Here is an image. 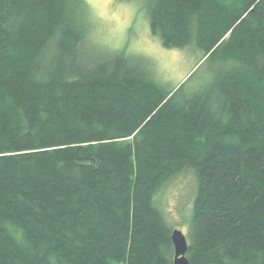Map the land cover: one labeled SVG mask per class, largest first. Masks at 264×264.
Listing matches in <instances>:
<instances>
[{"label": "trees", "instance_id": "1", "mask_svg": "<svg viewBox=\"0 0 264 264\" xmlns=\"http://www.w3.org/2000/svg\"><path fill=\"white\" fill-rule=\"evenodd\" d=\"M142 2L200 84L88 52L85 0H0V264H173L155 197L190 170L189 264H264V0Z\"/></svg>", "mask_w": 264, "mask_h": 264}, {"label": "rangeland", "instance_id": "2", "mask_svg": "<svg viewBox=\"0 0 264 264\" xmlns=\"http://www.w3.org/2000/svg\"><path fill=\"white\" fill-rule=\"evenodd\" d=\"M85 1L90 22L86 38L91 45L86 49L88 52L123 50L128 55L142 57L152 66L155 80L168 89L183 83L191 74L187 89L209 76L214 63L198 64L201 52L197 47L167 49L150 33L149 16L143 9L142 0ZM190 171L174 177L155 197V205L166 223L185 237L195 196V178Z\"/></svg>", "mask_w": 264, "mask_h": 264}, {"label": "water", "instance_id": "3", "mask_svg": "<svg viewBox=\"0 0 264 264\" xmlns=\"http://www.w3.org/2000/svg\"><path fill=\"white\" fill-rule=\"evenodd\" d=\"M171 243L173 246V264H189L186 257L188 242L185 235L179 230H172Z\"/></svg>", "mask_w": 264, "mask_h": 264}]
</instances>
